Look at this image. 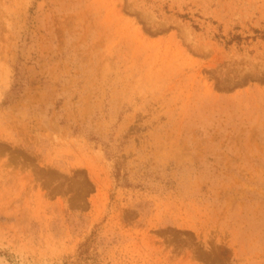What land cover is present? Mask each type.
<instances>
[{
  "label": "rangeland",
  "instance_id": "374dc122",
  "mask_svg": "<svg viewBox=\"0 0 264 264\" xmlns=\"http://www.w3.org/2000/svg\"><path fill=\"white\" fill-rule=\"evenodd\" d=\"M0 264H264V0H0Z\"/></svg>",
  "mask_w": 264,
  "mask_h": 264
}]
</instances>
